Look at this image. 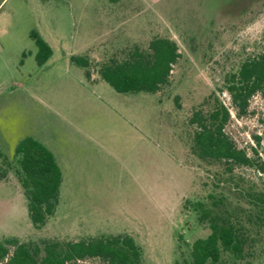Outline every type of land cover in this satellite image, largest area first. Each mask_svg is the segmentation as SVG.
Wrapping results in <instances>:
<instances>
[{
  "label": "rangeland",
  "instance_id": "374dc122",
  "mask_svg": "<svg viewBox=\"0 0 264 264\" xmlns=\"http://www.w3.org/2000/svg\"><path fill=\"white\" fill-rule=\"evenodd\" d=\"M31 32L52 50L43 64ZM156 36L176 41L181 55L168 87L120 93L96 73L108 56ZM263 47L264 0H0V241L127 233L143 264H177L185 242L209 232L192 204L212 192L216 169L192 154L188 118ZM71 56L88 58L89 78ZM219 98L230 106L226 92ZM226 129L240 147L260 137L264 159V93L242 116L231 109ZM26 136L51 151L62 174L41 228L16 176L15 145Z\"/></svg>",
  "mask_w": 264,
  "mask_h": 264
},
{
  "label": "trees",
  "instance_id": "16d2710c",
  "mask_svg": "<svg viewBox=\"0 0 264 264\" xmlns=\"http://www.w3.org/2000/svg\"><path fill=\"white\" fill-rule=\"evenodd\" d=\"M31 36L37 46V63L43 64L52 50L37 33L31 32ZM180 56L176 41L156 36L145 46L134 44L108 56L95 66V71L117 92L157 93L171 84V71ZM70 59L84 67L90 77L86 56ZM223 92L228 94L230 106L219 98ZM258 93H264V47L227 71L222 85L192 108L188 118L193 129L191 152L216 169L212 192L192 204L198 221L206 224L209 232L189 244L185 242L186 250H180L177 264H253L264 260V159L260 137L254 136L253 146L240 147L226 129L231 109L237 116L246 114L250 99ZM15 154L16 176L29 218L35 228H41L58 203L61 170L51 151L32 137L18 140ZM89 258L106 264H143L142 248L127 233L78 240L21 241L8 237L0 241V264H83Z\"/></svg>",
  "mask_w": 264,
  "mask_h": 264
}]
</instances>
